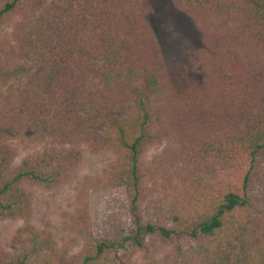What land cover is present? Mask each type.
I'll use <instances>...</instances> for the list:
<instances>
[{
	"label": "trees",
	"instance_id": "trees-1",
	"mask_svg": "<svg viewBox=\"0 0 264 264\" xmlns=\"http://www.w3.org/2000/svg\"><path fill=\"white\" fill-rule=\"evenodd\" d=\"M171 2L202 38L179 92L145 0H0V264H264V0ZM121 188L134 232L96 238Z\"/></svg>",
	"mask_w": 264,
	"mask_h": 264
},
{
	"label": "rangeland",
	"instance_id": "rangeland-1",
	"mask_svg": "<svg viewBox=\"0 0 264 264\" xmlns=\"http://www.w3.org/2000/svg\"><path fill=\"white\" fill-rule=\"evenodd\" d=\"M145 5V21L154 33L167 74L176 90L181 91L186 82H199V75L192 71L188 61L190 52L202 46L201 33L191 17L176 8L171 0H145ZM103 164V157L86 154L60 190L38 193L34 203L36 222L40 224L45 220L54 198L68 201L74 182L95 173ZM88 211L90 228L96 238L115 239L134 232L127 193L122 188L92 193L88 199ZM12 231V226L0 224V241L9 239Z\"/></svg>",
	"mask_w": 264,
	"mask_h": 264
}]
</instances>
